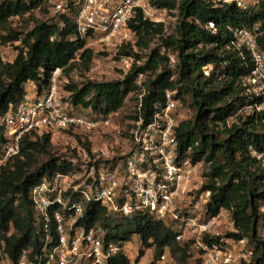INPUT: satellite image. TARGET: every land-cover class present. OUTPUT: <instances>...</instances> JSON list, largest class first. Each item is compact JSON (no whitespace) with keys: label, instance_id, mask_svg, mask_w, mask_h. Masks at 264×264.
Here are the masks:
<instances>
[{"label":"trees","instance_id":"trees-1","mask_svg":"<svg viewBox=\"0 0 264 264\" xmlns=\"http://www.w3.org/2000/svg\"><path fill=\"white\" fill-rule=\"evenodd\" d=\"M51 2L0 0V45L20 43L14 60L5 61L0 55V115L22 102L29 92V82L36 85L35 94L42 95L57 71L69 77L76 70L88 72L92 66L94 51L87 40L78 37L72 15L36 22L26 33L10 27L12 19L23 18ZM153 5L176 13L175 34L166 35L164 21H150L138 11L129 23L135 41L124 43L118 50V59H133L127 75L122 80L69 82L65 86L68 96L59 88L62 101L78 113L89 111L90 117L107 118L122 110L130 95H138L133 121L141 117L145 124L166 107L168 93L178 104L190 102L191 118L188 110L180 108L182 117L176 130L179 150L189 152L195 165L208 166L200 191L211 193L210 215L222 209L231 212L238 233L226 237L248 239L252 255L243 264H264V161L252 155L253 150L264 153V112H243L260 99L249 93L245 82L254 68L250 53L233 47L236 29L257 24L264 46V0L248 9L217 0H155ZM154 42L158 44L152 47ZM146 50L149 54L145 56ZM208 66L212 69L206 76L204 69ZM142 77L145 79L138 82ZM58 131L71 132L49 129L41 137L27 134L19 155L0 168V241L14 262L25 250L35 260L44 246L46 233L35 215L32 188L57 173L74 169L70 158H50L51 141ZM7 141L0 126V155ZM83 146L90 151L89 142ZM41 158L47 161L41 163ZM84 224L88 228L101 225L107 232L106 240L119 244L139 236L143 249L138 257L153 248L152 264L169 250L183 259L193 256L202 264L192 252L191 243L177 242L170 227L148 215L116 217L101 204L91 202ZM130 263L121 254L108 264Z\"/></svg>","mask_w":264,"mask_h":264},{"label":"built area","instance_id":"built-area-1","mask_svg":"<svg viewBox=\"0 0 264 264\" xmlns=\"http://www.w3.org/2000/svg\"><path fill=\"white\" fill-rule=\"evenodd\" d=\"M154 1L52 0L50 16L72 15L79 38L110 46L132 36L129 23L138 11L145 19L163 21ZM217 1L236 3L243 9L260 2ZM259 27L257 24L234 31V49L240 52L246 49L254 64L245 80L248 91L260 99L245 107L246 115L264 112V46L260 42ZM119 62L128 71L132 68V58L122 57ZM175 63L174 56L172 65ZM211 69L205 67L204 74L209 76ZM56 75L57 72L44 94L32 96L28 92L20 104L0 115V126L8 140L0 155V168L19 155L27 134L41 137L49 129H59L90 136L113 126L111 117H90L65 104ZM172 95L167 94L166 107L155 114L151 123L145 124L141 117L132 122L128 150L122 159L116 160L115 154H109L106 148L98 152L82 149L79 158L69 159L74 167L72 171L57 173L35 185L31 200L46 233L41 253L31 260L30 252L25 250L14 262L0 241V264H108L125 254L128 243L107 241V232L101 225L88 228L84 224L91 202L101 204L116 217L148 215L166 224L175 232L177 242L191 243L192 252L202 264L249 262L252 253L248 239L226 237L227 230L238 233L231 212L222 209L217 215L209 214L211 193L200 191L199 164L192 162L189 152L183 154L179 150L176 130L181 118L175 113L178 103ZM236 120L237 115L233 118ZM252 155L264 161V153L253 150ZM167 255L165 252L158 263L165 262Z\"/></svg>","mask_w":264,"mask_h":264},{"label":"rangeland","instance_id":"rangeland-1","mask_svg":"<svg viewBox=\"0 0 264 264\" xmlns=\"http://www.w3.org/2000/svg\"><path fill=\"white\" fill-rule=\"evenodd\" d=\"M52 4L45 5L41 10H35L31 14L26 15L23 18H14L10 21V27L15 29L18 32L26 33L31 30L36 22L39 21H48L51 20L50 9ZM49 10V11H46ZM160 18L165 22L166 26V35H173L176 32L177 27V18L176 13H170L167 11H161L159 13ZM135 38L129 36L126 41L122 43H114L110 46H103L96 44L95 42L88 41L87 46L94 51L95 59L92 63V66L88 72H82L81 70H76L69 77L63 76L60 71L55 77L61 88V91L65 96H68V93L65 90V86L69 82H75L77 84H82L86 80H92L97 82L103 81H113V80H122L127 73L129 72L127 68L124 67L118 59V50L126 42L133 43ZM157 42H154L152 47H155ZM20 43H8L4 46H1L0 55L4 57L5 61H12L17 55L16 46H19ZM149 50L144 52V55H148ZM172 56H175L174 54ZM145 78L142 77L138 80L141 82ZM141 97V96H140ZM187 97V96H186ZM138 95H130L127 99L125 106L118 113L111 116L112 127L105 131L90 136H83L80 133H71L68 131H58L55 132L50 149V158H57L60 161L67 160V158H79L82 149H86L83 146V143H90V152H98L101 148H106L109 154H115V159L120 160L124 153L128 150V140L130 136V130L132 128L133 118L138 112ZM190 102L179 103L175 113L177 116L182 114L180 108L182 107L185 110H188L190 118L193 114L191 108L188 104ZM192 113V114H191ZM87 116H90L89 111H85ZM182 115L180 116V118ZM47 161V158H41V163ZM208 171V166L204 163L198 165L197 174L200 178H203L205 173ZM203 182V179L201 180ZM264 212V208L262 209ZM230 231L227 230V234ZM141 249H143L142 242L139 236H134L133 240L127 244L126 256L130 259V264H152L154 262V249L145 251L143 258H139ZM181 258L180 255H173L171 250H169L167 259L163 263L156 264H198L195 257Z\"/></svg>","mask_w":264,"mask_h":264},{"label":"crops","instance_id":"crops-1","mask_svg":"<svg viewBox=\"0 0 264 264\" xmlns=\"http://www.w3.org/2000/svg\"><path fill=\"white\" fill-rule=\"evenodd\" d=\"M59 72H60V71H57V74H58ZM27 87H28V90H29L30 94H31L32 96H34V95H35V87H36V85H35L33 82H29V83L27 84Z\"/></svg>","mask_w":264,"mask_h":264}]
</instances>
